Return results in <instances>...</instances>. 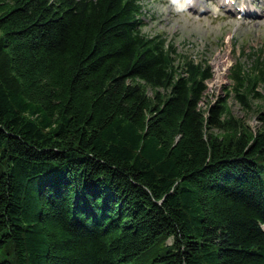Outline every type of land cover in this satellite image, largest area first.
<instances>
[{"label":"trees","instance_id":"obj_1","mask_svg":"<svg viewBox=\"0 0 264 264\" xmlns=\"http://www.w3.org/2000/svg\"><path fill=\"white\" fill-rule=\"evenodd\" d=\"M142 1L0 0V264H264V57L203 108Z\"/></svg>","mask_w":264,"mask_h":264},{"label":"rangeland","instance_id":"obj_2","mask_svg":"<svg viewBox=\"0 0 264 264\" xmlns=\"http://www.w3.org/2000/svg\"><path fill=\"white\" fill-rule=\"evenodd\" d=\"M201 1H206L203 6L210 8L211 13L191 14L180 0H144L147 12L144 32L148 35L163 34L174 42L183 56L210 63L215 75L208 83V97L203 103V108H206L210 102L214 103L217 97L225 96V92L230 90L231 72L236 64L250 68L257 54L264 56V15L257 19L237 18L219 12L213 0ZM256 1V7L262 8L264 14V0L261 3ZM198 3L199 0H196V6ZM203 6L198 8L203 11ZM148 92L153 93L150 87ZM229 103L235 117L242 119L253 131L259 129L256 110L261 108V100H252V111L243 108L233 94ZM171 243L172 239H169L167 245Z\"/></svg>","mask_w":264,"mask_h":264},{"label":"bare ground","instance_id":"obj_3","mask_svg":"<svg viewBox=\"0 0 264 264\" xmlns=\"http://www.w3.org/2000/svg\"><path fill=\"white\" fill-rule=\"evenodd\" d=\"M140 4L142 5L143 10H145V7H144L143 3H140Z\"/></svg>","mask_w":264,"mask_h":264}]
</instances>
